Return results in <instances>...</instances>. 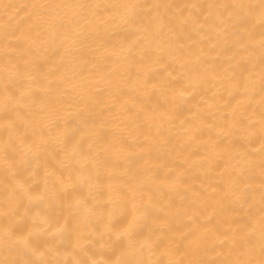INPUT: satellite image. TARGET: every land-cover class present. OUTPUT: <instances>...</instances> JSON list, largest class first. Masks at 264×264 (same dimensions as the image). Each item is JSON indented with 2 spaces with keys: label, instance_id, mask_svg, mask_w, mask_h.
Listing matches in <instances>:
<instances>
[{
  "label": "bare ground",
  "instance_id": "obj_1",
  "mask_svg": "<svg viewBox=\"0 0 264 264\" xmlns=\"http://www.w3.org/2000/svg\"><path fill=\"white\" fill-rule=\"evenodd\" d=\"M53 3L144 7L113 8L98 14L95 10L66 9L74 19L60 29L43 22L47 19L44 10L31 7ZM223 3L258 5L259 0H0V102L5 68L11 71L13 65L23 67L27 62L37 99L24 113L27 120L43 129L53 143L61 131L73 137V143L83 139L85 152L95 139H90L91 133L103 128L106 137L92 144V155L115 164L111 179L103 167H86L85 176L95 180L99 172L105 185L110 182L122 188L137 205L152 210L153 214L140 221L134 254L124 258L141 259L145 264L261 259L258 120L262 29L258 8L250 14L243 10L249 19L241 26L235 16L229 19L224 14L216 19V9L199 7ZM209 15L213 19L204 23ZM132 16L134 22H129ZM197 19L199 23H194ZM18 44L24 45L25 54ZM33 65L39 67L33 70ZM234 110L237 118L248 116L256 121L251 142L241 141L239 126H232ZM32 130L29 127L28 132ZM6 139L7 134L0 130V146ZM17 147L19 160L28 149ZM27 158L31 167L20 178L33 190L42 188L36 181L42 182L45 170L61 171L62 152L48 156L41 152L38 165L31 153ZM14 168L0 152V234L28 207L37 226L44 229L38 244L53 239L54 246L56 241H64L63 246L69 245L64 251H68L74 238L70 241L48 234L55 232L57 222L64 223L69 212L66 204L62 207L45 201L28 205L25 201L19 216L4 215L10 210ZM33 168L38 172L35 177L30 175ZM63 175L67 178L68 172ZM72 180H77L75 174ZM233 181L238 184L236 194L224 190ZM242 195L248 197L247 203L239 198ZM75 196L92 199L87 183L81 184ZM45 214L48 224L39 219ZM80 214L83 216L82 210ZM104 221L103 216L93 217L82 229L80 240L84 249H90L85 256L91 253L101 264L120 256L116 237L105 232ZM113 223L126 224L119 210L113 214ZM242 224L255 228L251 252L233 243ZM204 226L211 231L206 232ZM158 235L169 242L167 251L156 246L140 249L139 241ZM48 252L46 259L52 254ZM22 253L23 258L18 254L16 258L5 254V258L22 260L30 255Z\"/></svg>",
  "mask_w": 264,
  "mask_h": 264
},
{
  "label": "snow or ice",
  "instance_id": "obj_2",
  "mask_svg": "<svg viewBox=\"0 0 264 264\" xmlns=\"http://www.w3.org/2000/svg\"><path fill=\"white\" fill-rule=\"evenodd\" d=\"M5 7H11V5H5ZM34 9H42L45 11L47 19L43 22L48 23L51 28H64L65 22L69 25L73 22V17L66 14V9H81V10H95L98 14L101 11L109 10L113 8H136L144 7L142 5H116V4H33ZM149 7H159V5H150ZM190 7L196 8L197 5H191ZM201 9H216V19H219L224 14H227L231 19L233 16L238 18V22L243 26L248 22L249 15L244 14V9L249 10V14L253 9H259V20L261 26V35L259 46L261 49L260 62L262 65L261 75V97H260V111H259V143L261 153V180H260V201H261V216L259 220V242H260V255L261 259L257 262L249 259L246 261H222L219 264H264V0H259L257 4H243V3H223V4H210L200 5ZM37 19H41L39 16ZM135 17H129V22H134ZM209 19H213V16L209 15L205 17L204 23H208ZM32 20V17H29ZM194 23H199L197 19ZM31 26V25H30ZM67 38V37H65ZM20 49L21 54H25L24 45L18 44L16 46ZM39 66L33 65L32 69L35 70ZM246 70V69H245ZM5 77L2 85L3 100L0 102V130L7 134V139L3 141L0 146V152L3 153L6 163L15 165L14 170L11 172L12 177V191L10 197V210L6 211L4 215L19 216V209L24 206V202L27 201L28 205L33 202L43 203L45 201L52 204L58 203L62 207L67 206L69 209L67 217H64V223L59 224L55 228V232L48 233L50 236H59L61 239L74 238L72 244L73 252L82 251L83 246L80 243L83 232L82 229L92 220L93 217L103 216L105 217L104 229L105 232L113 233L116 237L118 244V250L120 256L116 259H107L103 261V264H145V261L141 259H127L126 256L132 255L135 244L138 242L135 238L140 236V221L147 218L148 215L153 214L152 210L148 207H142L135 203L134 198H129L127 192L122 188L113 187L109 182L105 185L104 180L100 178L99 172H97L95 180L91 177H86L84 169L86 167H103L106 171L109 180L112 176V171L115 168V164L108 160H97L92 155V144L103 141L106 137L105 130L100 128L91 133L90 139L94 137L92 143L88 144V151L85 152V141L81 139L75 143L72 142L73 137L67 136L63 131L55 138L54 143L51 142L50 137H46L43 129H37L30 121L27 120L24 113L27 112L33 105L37 103L36 92L32 87L34 77L31 74V70L27 66V62L23 67L19 64L12 66V70L9 71L5 68ZM241 105L238 104V108ZM130 112L131 109H128ZM236 111H233L232 126H239L241 135L239 139L241 141L251 142L255 133L252 131V126L256 121L252 120L248 116H241L237 118ZM28 115H33L28 112ZM227 119V117H225ZM246 122V123H245ZM29 127H32L31 134L28 132ZM55 127L60 128V123L57 122ZM23 129V131H21ZM18 145H23L28 149L23 153V157L17 160L19 154ZM62 146V147H61ZM243 146V145H242ZM219 147V145H216ZM35 149V151H33ZM43 152L45 156L55 155L59 152L63 153V159L59 162L60 172L45 170L44 176L41 181H36L37 184L42 183V188L39 191L33 190L32 186L27 181L21 179L23 173L31 167V160L28 159V154L31 153L32 159H35L37 165L39 164L40 153ZM98 155V154H97ZM68 172V177L65 178L63 173ZM38 174L37 169L33 168L30 175L35 177ZM77 177L76 181L72 180V175ZM82 183H87L89 188V196H92L90 200L88 197L75 196V193L79 190ZM226 192L236 194L238 191L237 182L233 181L224 189ZM116 195L113 196L112 193ZM247 203L248 197L242 195L239 197ZM129 204L131 205L129 207ZM73 210H76L75 212ZM83 212V216L80 212ZM119 210L124 216L126 224L117 225L113 223V214ZM30 208L24 207V215L19 216V219H13L3 229L0 234V243H3L8 247L9 251H24L25 254H31L35 259H22V260H0V264H101L100 261L89 258L87 260L76 259L75 256L71 261H50L42 259L45 251H55L54 246L47 240L43 243L47 245L45 250H41L38 244L40 233L44 232V229L37 226V218L29 215ZM131 219L128 220L127 217ZM40 222L44 224L49 223V217L45 214L39 217ZM206 232H210L207 226ZM255 235V228H249L248 224H242L237 235L234 237L233 243L236 247L247 249L249 252L254 250L253 237ZM140 249L144 247H163L166 251L169 249V242L162 236L158 235L155 239L146 237L142 241H139ZM178 250V249H177ZM157 264H165L163 260L158 261ZM167 264H217L216 261L205 260H192V261H173L168 260Z\"/></svg>",
  "mask_w": 264,
  "mask_h": 264
},
{
  "label": "rangeland",
  "instance_id": "obj_3",
  "mask_svg": "<svg viewBox=\"0 0 264 264\" xmlns=\"http://www.w3.org/2000/svg\"><path fill=\"white\" fill-rule=\"evenodd\" d=\"M52 240H53V239H52ZM52 240L50 239V240H47V241H49V242L53 245V244H54V243H53L54 240H53V242H52ZM67 241H68V240H67ZM59 242H60V243H59ZM59 242L56 241L55 243H56V245L59 243V244L62 246V248H61V246L59 245V248H60L61 250H63V252H62L61 250H59V253H57V251H58V249H59V248H58V245H57V248L55 247L56 245H54V248H55V251H56V252H55V251H51V253L53 254V255H52V254H51V255H52L53 257L50 258L51 255L49 254L50 252H48L49 257H48V259H46V258H47V257H46V253H47V251H46V253L44 254L45 257L43 256L44 258L42 257V259H46V260H49V259L51 260V259H52L51 261H58V259L60 258V260H68V261H71L72 258H73L74 256H75L76 259H78L77 256L80 254V252H78L79 250L77 251V253L74 252V254H73V250H72L73 247L71 246V248L68 249V251H67V250L64 251L65 249H67V248L69 247V245L67 244L68 247L66 248V247H64V246H67V245H64V246L62 245L64 241H59ZM64 243H65V242H64ZM68 243L70 244V242H68ZM71 243H72V242H71ZM65 244H66V243H65ZM43 245L45 246V244H44L43 242H40V241H39V246L42 247ZM70 245H72V244H70ZM4 246H6V245H3V243H1L0 248H2V249L0 250V253H2V254H0V256H2V257H0V259H1V258L6 259V258H5L6 255H5V254H7V256L9 255L10 258L13 257V256L15 257L17 254H18L17 257L19 258V255H22V254H23L22 251H21L22 254H21V253L19 254L20 251H19V252H17V251H9L7 246H6L7 249L5 248V249H6L5 252H4V251L2 252V250H4V249H3ZM45 247H47V245H46ZM45 247H42V248H45ZM86 247H88V246H85V248H86ZM42 248H41V250H42ZM69 250H71V251H69ZM83 250H85V251H83V252H84V255H81V254L79 255V257L82 256V257H80V258H82V260H84V258H85V260H87V259H89V257L93 258V257L91 256V255H92L91 253H90V256H85V252L88 253L87 250L90 252L89 247L87 248V250L84 249V247H83ZM6 251H7V253H6ZM14 252H15V255H14ZM65 252H66V253H65ZM68 252H69V254H67ZM83 252L81 251V253H83ZM60 253H62V254L65 253V254L61 255ZM71 253H72V255H71ZM29 254H30V253H29ZM29 254H28V255H29ZM57 254H59V255H57ZM3 255H5V256H3ZM24 255H25V253H24ZM30 255H31V254H30ZM30 255H29V256L25 255V256H24L25 259H29V257H32V256H30ZM67 255H68V256L70 255L71 258L68 257ZM88 255H89V254H88ZM58 256H59V257H58ZM60 256H62V258H61ZM83 256H85V257L83 258ZM63 257H64V258H63ZM87 257H88V258H87ZM15 258H16V257H15ZM22 258H23V255H22ZM22 258L20 257V259H22ZM34 258H36V257H33V259H34ZM57 258H58V259H57ZM3 259H1V260H3ZM7 259H9V257H8ZM93 259H95V258H93ZM9 260H10V259H9ZM14 260H17V259H14ZM18 260H19V259H18ZM60 260H59V261H60Z\"/></svg>",
  "mask_w": 264,
  "mask_h": 264
}]
</instances>
